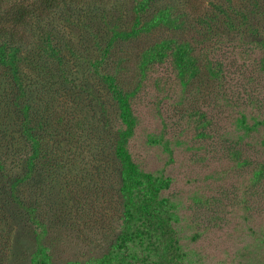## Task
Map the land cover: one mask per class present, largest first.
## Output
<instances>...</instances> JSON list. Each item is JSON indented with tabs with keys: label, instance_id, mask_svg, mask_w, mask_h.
<instances>
[{
	"label": "rangeland",
	"instance_id": "obj_1",
	"mask_svg": "<svg viewBox=\"0 0 264 264\" xmlns=\"http://www.w3.org/2000/svg\"><path fill=\"white\" fill-rule=\"evenodd\" d=\"M139 1L105 0L69 20L54 16L19 28L24 41L16 42L36 61L23 65V101L43 141L17 192L41 224L11 195L33 149L13 104L19 91L1 80L0 264H29L38 236L50 264H83L112 251L122 212L114 145L123 125L101 74H115L132 95L137 124L128 151L141 172L169 184L158 198L170 205L183 263L264 264V0H154L142 19L172 5L181 8L184 27L116 41L96 72L92 64L113 30H129ZM221 6L226 13L219 16ZM210 16L208 25L200 21ZM52 30L57 56L36 57L39 35ZM164 38L198 49L200 74L189 84L177 81L170 58L146 72L139 68L141 53ZM208 62L221 80L209 75Z\"/></svg>",
	"mask_w": 264,
	"mask_h": 264
},
{
	"label": "trees",
	"instance_id": "obj_2",
	"mask_svg": "<svg viewBox=\"0 0 264 264\" xmlns=\"http://www.w3.org/2000/svg\"><path fill=\"white\" fill-rule=\"evenodd\" d=\"M105 0H0L3 11L0 14V81L4 80L6 85H11L19 91L16 99L13 100L15 107L21 112V134L30 143L33 151L27 159V171L22 177H18L11 184V195L14 196L16 206L31 214L34 222L40 225L35 218L36 210L26 206L18 197L17 187L26 182L36 167V160L41 155L42 138L36 137L33 133V119L30 118V108L23 101L27 96V85L25 84L23 65L26 62L34 65V62L27 55L16 41H24V34L19 28H34L42 23H49L54 16L69 20L73 11L87 6L101 5ZM137 1V0H136ZM154 0H140L134 6L135 18L129 30H113L106 48L99 59L92 64L94 70L105 61V55L114 48L116 41H133L141 35L156 28L176 29L186 24L181 8L172 5H165L159 8L150 18L142 19L147 9ZM219 16L225 14V10L217 7ZM178 10V11H177ZM221 11V12H220ZM208 16V15H206ZM215 16L198 18L203 24L208 25ZM211 18V19H210ZM222 21L221 18H219ZM215 20V19H213ZM10 26V27H8ZM153 31V32H154ZM197 31V29H195ZM53 30L45 35H39L43 46L34 55H46L53 59L57 56L59 49L53 42ZM204 41V40H203ZM199 44H203L200 41ZM196 47L189 41L176 38H164L155 45L149 46L141 53L139 68L146 72L156 64L164 63L170 58L171 65L175 71L178 82L183 85L189 84L200 74V65L195 55ZM35 58V57H34ZM58 58V57H57ZM209 75L216 80H221V71H215L211 63L205 65ZM101 80L108 89V94L115 102L119 112V119L123 128L116 133L114 155L121 165L119 197H121L122 212L119 220V233L112 244V251L101 259L86 261L83 264H184L183 253L179 250L178 243L173 239V230L169 222L171 215L167 209L170 208L168 201L158 196L163 189H167L168 182L163 180H152L149 175L144 174L133 162L128 151V142L134 135L137 118L132 108V95L126 93L117 81L115 74H101ZM5 99L0 96V112ZM2 102V103H1ZM12 104V105H13ZM3 170L0 164V171ZM259 170L255 174H258ZM168 213V214H167ZM43 234V233H42ZM41 234V235H42ZM136 250L143 254L140 259ZM52 257L46 246L43 245L41 236L37 237L36 248L29 264H50ZM79 264V263H75Z\"/></svg>",
	"mask_w": 264,
	"mask_h": 264
}]
</instances>
